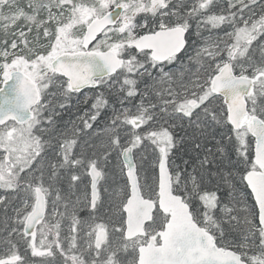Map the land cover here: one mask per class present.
Listing matches in <instances>:
<instances>
[{
	"label": "snow or ice",
	"instance_id": "1",
	"mask_svg": "<svg viewBox=\"0 0 264 264\" xmlns=\"http://www.w3.org/2000/svg\"><path fill=\"white\" fill-rule=\"evenodd\" d=\"M0 193V264H264V0H0Z\"/></svg>",
	"mask_w": 264,
	"mask_h": 264
},
{
	"label": "trees",
	"instance_id": "2",
	"mask_svg": "<svg viewBox=\"0 0 264 264\" xmlns=\"http://www.w3.org/2000/svg\"><path fill=\"white\" fill-rule=\"evenodd\" d=\"M86 92H89V90L82 91L81 93L78 94H73L71 100L69 101L71 107L68 109L63 110V120L67 122L69 119L75 120L77 116H82L85 111L90 110V105H91V100L87 104L83 103L84 100V94ZM95 127V125H94ZM98 143V141H97ZM180 163V161H177ZM103 186L104 182L101 181V195L102 197L105 196L103 193ZM2 194V193H0Z\"/></svg>",
	"mask_w": 264,
	"mask_h": 264
},
{
	"label": "water",
	"instance_id": "3",
	"mask_svg": "<svg viewBox=\"0 0 264 264\" xmlns=\"http://www.w3.org/2000/svg\"><path fill=\"white\" fill-rule=\"evenodd\" d=\"M84 90H86V89H84ZM84 90H82V91H84Z\"/></svg>",
	"mask_w": 264,
	"mask_h": 264
},
{
	"label": "rangeland",
	"instance_id": "4",
	"mask_svg": "<svg viewBox=\"0 0 264 264\" xmlns=\"http://www.w3.org/2000/svg\"><path fill=\"white\" fill-rule=\"evenodd\" d=\"M178 163V162H177Z\"/></svg>",
	"mask_w": 264,
	"mask_h": 264
}]
</instances>
